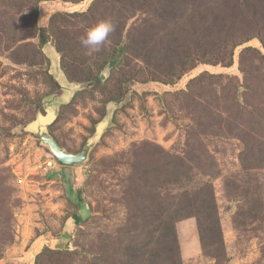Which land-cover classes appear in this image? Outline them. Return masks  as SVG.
Returning a JSON list of instances; mask_svg holds the SVG:
<instances>
[{
  "label": "rangeland",
  "instance_id": "obj_1",
  "mask_svg": "<svg viewBox=\"0 0 264 264\" xmlns=\"http://www.w3.org/2000/svg\"><path fill=\"white\" fill-rule=\"evenodd\" d=\"M34 3L0 0V264H164L142 218L175 215L190 187L210 188L222 246L174 219L181 264H264V0ZM105 18L115 30L86 55L80 38ZM49 109L71 154L103 125L85 162L59 164L30 131Z\"/></svg>",
  "mask_w": 264,
  "mask_h": 264
},
{
  "label": "trees",
  "instance_id": "obj_2",
  "mask_svg": "<svg viewBox=\"0 0 264 264\" xmlns=\"http://www.w3.org/2000/svg\"><path fill=\"white\" fill-rule=\"evenodd\" d=\"M34 5L38 7L40 2H47V1H55V0H34ZM63 3H70L77 5L81 3L83 0H61ZM59 13L54 14L50 18V24L49 27L43 28L40 31V45L43 46L48 42V39L46 37V32L49 30L51 31L55 27V22H57V17H59ZM75 15H81V14H75ZM239 44H234L231 49L225 54H223L222 57L218 58L217 63H222L225 67H230L233 64V56H234V49ZM126 48H128L127 45H122L119 47L118 53H125ZM58 52L64 57L63 52L61 48L58 46L57 48ZM187 63L186 61H184ZM184 66V65H182ZM183 69V68H182ZM182 74H185L187 71L183 69ZM100 80V79H99ZM56 83V82H55ZM56 85L59 87V85L56 83ZM61 164V163H59ZM62 165V164H61ZM179 174L177 175L178 181L183 182L184 185H187L188 187L191 186L192 178L190 177V172L192 168L187 165L186 162L182 161L179 166ZM190 194H188L184 200L180 203L177 210L175 211V215L172 213L170 214L169 210L162 209L158 210L151 216H144L142 218V221L146 224L147 219L150 217L153 219V223H157L151 232H159V242L157 241V245H161V250L163 251V254L165 257L164 264H181L180 258H179V247H178V241L176 236V231L174 228V219H183L188 217H195L198 220V224L200 227V231L202 233L201 239L203 242L204 248H207L209 246H222V238L220 235V227H219V220L217 216L216 211V205L214 202V196L212 193H210V188H207V190L203 193H197L195 189L189 188ZM187 193V191H186ZM78 222L80 221V218H77ZM152 223V225H153ZM147 225V224H146ZM151 225V226H152ZM164 245V246H163ZM46 251H49L51 254L53 253L50 249H46ZM134 256L137 257V255H145L139 250L134 251ZM125 258L124 260H120V264H144L142 262V258ZM139 257V256H138ZM42 258L38 256L36 260V264H40V261ZM52 261V260H50ZM49 261V262H50ZM54 261V259H53ZM51 263V262H50Z\"/></svg>",
  "mask_w": 264,
  "mask_h": 264
},
{
  "label": "water",
  "instance_id": "obj_3",
  "mask_svg": "<svg viewBox=\"0 0 264 264\" xmlns=\"http://www.w3.org/2000/svg\"><path fill=\"white\" fill-rule=\"evenodd\" d=\"M41 116L45 115H39L37 120L29 126V129L35 136H37L41 140V144L48 148V150L56 158V160L64 166H73L85 162L92 147L100 137L101 132H99L97 129L95 135L90 140H88L80 153L71 154L63 149L48 131V127L54 119L51 120V122L40 123Z\"/></svg>",
  "mask_w": 264,
  "mask_h": 264
},
{
  "label": "clouds",
  "instance_id": "obj_4",
  "mask_svg": "<svg viewBox=\"0 0 264 264\" xmlns=\"http://www.w3.org/2000/svg\"><path fill=\"white\" fill-rule=\"evenodd\" d=\"M115 30L111 19H100L89 26L80 38L81 45L86 49V55H93L109 41L110 34Z\"/></svg>",
  "mask_w": 264,
  "mask_h": 264
},
{
  "label": "bare ground",
  "instance_id": "obj_5",
  "mask_svg": "<svg viewBox=\"0 0 264 264\" xmlns=\"http://www.w3.org/2000/svg\"><path fill=\"white\" fill-rule=\"evenodd\" d=\"M54 116H55V114H54V110H53V109H49L47 115H45V116H41V118H40V123L51 122V120L54 119ZM102 128H103V125L101 124V125L98 127V131L101 132Z\"/></svg>",
  "mask_w": 264,
  "mask_h": 264
},
{
  "label": "built area",
  "instance_id": "obj_6",
  "mask_svg": "<svg viewBox=\"0 0 264 264\" xmlns=\"http://www.w3.org/2000/svg\"><path fill=\"white\" fill-rule=\"evenodd\" d=\"M53 162H56L55 160H53ZM49 164L51 165L52 164V161L51 162H49Z\"/></svg>",
  "mask_w": 264,
  "mask_h": 264
},
{
  "label": "crops",
  "instance_id": "obj_7",
  "mask_svg": "<svg viewBox=\"0 0 264 264\" xmlns=\"http://www.w3.org/2000/svg\"><path fill=\"white\" fill-rule=\"evenodd\" d=\"M62 243H65V242H62ZM59 245V244H58Z\"/></svg>",
  "mask_w": 264,
  "mask_h": 264
}]
</instances>
